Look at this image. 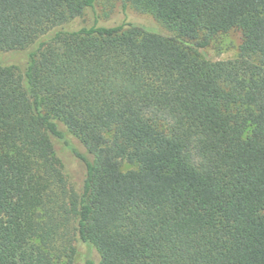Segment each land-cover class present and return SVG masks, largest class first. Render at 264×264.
I'll list each match as a JSON object with an SVG mask.
<instances>
[{
    "label": "trees",
    "instance_id": "trees-1",
    "mask_svg": "<svg viewBox=\"0 0 264 264\" xmlns=\"http://www.w3.org/2000/svg\"><path fill=\"white\" fill-rule=\"evenodd\" d=\"M95 1L0 0V51L33 47L0 65V264H76V241L86 264H264V0H121L197 48L238 31L218 62L132 24L63 29Z\"/></svg>",
    "mask_w": 264,
    "mask_h": 264
},
{
    "label": "rangeland",
    "instance_id": "rangeland-1",
    "mask_svg": "<svg viewBox=\"0 0 264 264\" xmlns=\"http://www.w3.org/2000/svg\"><path fill=\"white\" fill-rule=\"evenodd\" d=\"M94 23L99 26L112 27L120 24H132L141 29L161 35L162 37L177 42L182 48L193 52L199 58L210 62L227 61L237 59L239 56V47L241 44V35L238 31H230L224 34H217L210 38L204 48L195 47L196 42H181L176 39L175 34L160 24L149 13L135 11L129 4L123 7L121 0H96L92 9H87L84 14L63 27L67 31H76L82 27H90ZM199 40H202L201 38ZM29 47L23 51L1 52L0 65L12 67L18 73H22L25 67L26 54L32 50ZM64 131L69 143L80 153L85 154L81 143L60 126ZM55 154L63 164V174L68 189L79 191L84 178V166L76 159L72 153L60 141L53 140ZM130 166L123 164L122 169L127 170ZM74 246L77 251L76 264H86L88 260L97 263L98 255L96 251L89 246L75 242Z\"/></svg>",
    "mask_w": 264,
    "mask_h": 264
}]
</instances>
